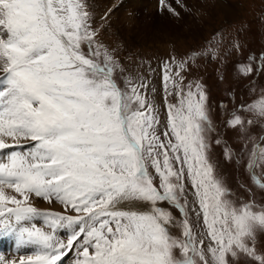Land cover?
Returning <instances> with one entry per match:
<instances>
[{"label":"snow or ice","instance_id":"snow-or-ice-1","mask_svg":"<svg viewBox=\"0 0 264 264\" xmlns=\"http://www.w3.org/2000/svg\"><path fill=\"white\" fill-rule=\"evenodd\" d=\"M98 32L88 0H0V236L17 250L0 264H63L72 251L74 264H264V204L234 198L213 148L264 190V144L247 135L264 124V94L226 113L234 149L189 79L217 58L211 45L163 62L161 103Z\"/></svg>","mask_w":264,"mask_h":264},{"label":"rangeland","instance_id":"rangeland-1","mask_svg":"<svg viewBox=\"0 0 264 264\" xmlns=\"http://www.w3.org/2000/svg\"><path fill=\"white\" fill-rule=\"evenodd\" d=\"M156 1L118 0L119 6L115 8L105 0H88L94 27L99 29L97 40L130 73L144 75L151 82L149 96L155 95L151 91L154 85L159 90L161 103L163 62L173 56L186 58L211 45L217 51V58H199L191 68L189 79L205 85L210 115L228 144L234 149L242 147L243 141L234 130L224 126V120L234 106L264 94V66L260 61L261 54H264V0H182L186 8L176 0H168L179 16L172 15L166 8H158ZM214 1L218 4L217 9L213 6ZM221 4L232 10L230 14H226ZM250 57L254 58L251 61L254 71L251 76L244 77L239 74L238 66L248 64ZM247 135L254 142L264 144L260 139L264 137V124H252ZM253 141H249V148ZM213 148L234 198L264 204V190L251 183L243 165L226 161L222 145L213 144ZM256 171L259 176L260 170ZM261 179L264 182V176ZM37 206L41 210H63L59 204H47L42 200L37 202ZM256 246L264 251V233L258 234ZM70 255L75 261L76 252L72 251Z\"/></svg>","mask_w":264,"mask_h":264},{"label":"bare ground","instance_id":"bare-ground-1","mask_svg":"<svg viewBox=\"0 0 264 264\" xmlns=\"http://www.w3.org/2000/svg\"><path fill=\"white\" fill-rule=\"evenodd\" d=\"M97 1H99V0H97ZM118 0H105V2H107V3H109V4H112L115 8H118V2H117ZM126 0H123V2H125ZM216 5L218 6V4H217V2H215L214 1V3H213V6H215V9H217V7H216ZM117 6V7H116ZM221 8L222 9H226V11H227V13L226 14H230V11H232L229 7H226L224 4L222 5L221 4ZM220 9V8H219ZM0 254H2V253H0ZM9 258H12V257H9Z\"/></svg>","mask_w":264,"mask_h":264}]
</instances>
